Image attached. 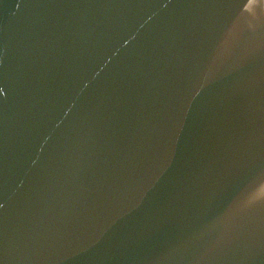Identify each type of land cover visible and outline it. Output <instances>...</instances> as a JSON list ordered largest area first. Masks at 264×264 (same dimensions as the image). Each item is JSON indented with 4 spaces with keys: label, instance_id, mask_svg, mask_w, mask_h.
Returning a JSON list of instances; mask_svg holds the SVG:
<instances>
[{
    "label": "water",
    "instance_id": "water-1",
    "mask_svg": "<svg viewBox=\"0 0 264 264\" xmlns=\"http://www.w3.org/2000/svg\"><path fill=\"white\" fill-rule=\"evenodd\" d=\"M0 264H264V0H0Z\"/></svg>",
    "mask_w": 264,
    "mask_h": 264
}]
</instances>
